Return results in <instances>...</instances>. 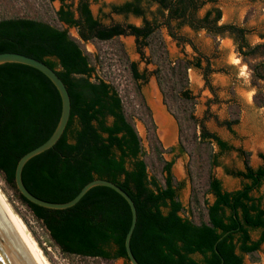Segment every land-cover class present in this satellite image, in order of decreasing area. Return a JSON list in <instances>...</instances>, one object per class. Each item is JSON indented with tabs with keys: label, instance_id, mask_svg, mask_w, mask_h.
<instances>
[{
	"label": "trees",
	"instance_id": "16d2710c",
	"mask_svg": "<svg viewBox=\"0 0 264 264\" xmlns=\"http://www.w3.org/2000/svg\"><path fill=\"white\" fill-rule=\"evenodd\" d=\"M57 1L56 20L73 27L77 38L42 19L0 17V52H17L42 61L54 70L69 96V116L60 137L22 166L25 188L42 200L65 202L88 181L109 180L133 202L136 218L129 248L139 264H245L242 255L255 253L264 241V195L253 194L264 181V154L259 153L260 163L251 166L247 150L232 147L194 118L195 101L188 88L187 70L199 69L208 84L212 69L182 30H203L213 40L229 37L250 71L252 85L264 82V43L250 44L249 30L243 25L220 22L216 0H124L109 4L111 13L138 17L139 24H102L92 15L86 0H78L74 8L64 0ZM162 29L177 43H188L195 54L169 57ZM125 35L133 37L140 60L152 65L148 70L145 66L138 68L134 60L125 61L146 114L143 122L152 139L158 174L153 169L148 174L139 136L116 88L96 73L79 42ZM259 49L263 50L261 55L257 54ZM256 55L261 59L251 62ZM151 75L177 123L178 152L205 150L206 188L211 200L204 207V220L195 222L180 213L178 183L170 170L172 161L159 155L164 149L156 139L154 122L140 93L141 85ZM252 102L264 108V95L255 91ZM227 109L229 117L222 124L231 131L238 120V109L233 103ZM59 110L58 93L40 71L21 63H0L3 181L61 254L104 261L121 258L122 264H129L123 240L130 210L116 191L95 185L71 206L52 209L27 201L15 188L13 170L17 159L50 135ZM210 145H215L217 151L207 150ZM230 150L241 159V167L228 173L239 178L240 184L227 190L211 169L217 165L218 155Z\"/></svg>",
	"mask_w": 264,
	"mask_h": 264
},
{
	"label": "rangeland",
	"instance_id": "374dc122",
	"mask_svg": "<svg viewBox=\"0 0 264 264\" xmlns=\"http://www.w3.org/2000/svg\"><path fill=\"white\" fill-rule=\"evenodd\" d=\"M78 0H64L74 8ZM92 15L102 24L111 22H130L139 24L140 18L131 15L121 16L111 13L109 4H118L124 0H86ZM220 9V22H231L243 25L249 30L247 39L250 44L264 43V0H216ZM57 0H0V17L21 16L42 19L55 26L65 28L67 32L77 38L73 27H67L55 18V10L58 8ZM206 7V6H204ZM202 11V10H200ZM183 33L193 42L197 50L207 60L212 69L208 74V84H205L199 69L187 70L188 88L194 97V118L202 121L210 131L218 134L232 147H241L249 152L251 166L260 163L259 153L264 154V108L257 107L252 102V95L260 91L264 95V82L258 81L251 84L250 71L246 64L237 56L232 40L227 36L213 40L203 30L191 31L183 27ZM162 37L165 42L169 57L186 55L191 57L195 53L188 43H177L175 39L167 35L162 29ZM82 48L90 56L96 73L110 82L117 90L126 113L134 125L139 136L141 150L148 162V174L152 169L158 174V161L152 149V139L143 122L145 113L140 104V98L135 92L125 61L134 60L138 68L152 69L151 64L145 65L140 60L136 51L133 37L130 35L117 38L100 40H79ZM144 54L147 53L143 49ZM259 49L257 54L262 53ZM251 62L261 59L256 55ZM202 65L205 63L202 60ZM140 93L145 105L148 107L154 122V134L163 151L160 157L163 160H171V174L178 183L177 197L181 203V215L195 222L205 219L204 207L211 200V195L206 186V170L208 167L205 150L184 152L177 150V123L172 114L162 102L160 92L155 84L153 76L141 85ZM233 103L237 106V123L233 124L231 131L227 130L222 121L229 117L227 106ZM172 147V151H166ZM210 152H216L215 145H210ZM241 167V159L233 150L223 152L217 157V165L211 171L217 177L223 188L227 190L239 186L240 179L228 173L230 169ZM0 190L5 195L13 210L23 221L30 236L37 243L48 264H120V259L104 261L96 258L63 255L58 248L51 243L46 232L33 219L29 210L22 205L6 186L0 174ZM264 195V181L261 183L258 193ZM33 235V236H32ZM253 235V234H252ZM255 235H253L254 237ZM41 246V247H40ZM245 264H264V241L253 254H243Z\"/></svg>",
	"mask_w": 264,
	"mask_h": 264
},
{
	"label": "water",
	"instance_id": "95a60500",
	"mask_svg": "<svg viewBox=\"0 0 264 264\" xmlns=\"http://www.w3.org/2000/svg\"><path fill=\"white\" fill-rule=\"evenodd\" d=\"M66 25V24H65ZM15 62L28 65L45 75L55 87L60 110L57 122L50 135L39 145L23 153L16 161L13 170V182L16 190L27 201L52 209H61L74 204L90 187L95 185L107 186L116 191L127 203L130 210V223L124 235L123 247L129 264H139L129 248V238L135 224V208L132 200L119 186L106 180L95 178L85 183L80 190L65 202H51L37 198L23 185L21 169L32 156L50 148L60 137L69 116V96L67 90L53 69L40 60L17 52H0V63ZM0 264H48L37 246L22 226L4 197L0 193Z\"/></svg>",
	"mask_w": 264,
	"mask_h": 264
},
{
	"label": "bare ground",
	"instance_id": "6f19581e",
	"mask_svg": "<svg viewBox=\"0 0 264 264\" xmlns=\"http://www.w3.org/2000/svg\"><path fill=\"white\" fill-rule=\"evenodd\" d=\"M0 193H1V195L4 197V199L6 200V202L8 203V205L10 206V208L12 209V211L14 212V214L16 215V217L18 218V220L20 221V223L22 224V226L25 228V230L27 231V229H26V227H25V225H24V223H23V221L21 220V218L16 214V212L13 210V208H12V206H11V204L8 202V200L6 199V197H5V195L2 193V191L0 190ZM27 233L29 234V232L27 231ZM29 236H30V234H29ZM33 236V235H32ZM31 237V236H30ZM31 239L33 240V242L35 243V245L37 246V243L34 241V239L31 237ZM41 247V246H40ZM37 248H38V250L40 251V253L42 254V252H41V250H40V248L37 246ZM42 256H43V254H42ZM44 257V256H43ZM45 259V258H44ZM46 260V259H45ZM47 262V261H46ZM48 263V262H47Z\"/></svg>",
	"mask_w": 264,
	"mask_h": 264
},
{
	"label": "flooded vegetation",
	"instance_id": "af4514ba",
	"mask_svg": "<svg viewBox=\"0 0 264 264\" xmlns=\"http://www.w3.org/2000/svg\"><path fill=\"white\" fill-rule=\"evenodd\" d=\"M118 259H120V261H121V263H120V264H122V263H123V259H121V258H118Z\"/></svg>",
	"mask_w": 264,
	"mask_h": 264
}]
</instances>
